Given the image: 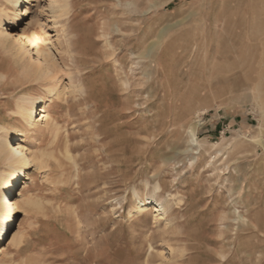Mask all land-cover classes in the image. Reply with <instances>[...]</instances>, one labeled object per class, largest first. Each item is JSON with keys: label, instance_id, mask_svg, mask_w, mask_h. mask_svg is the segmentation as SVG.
Returning <instances> with one entry per match:
<instances>
[{"label": "rangeland", "instance_id": "1", "mask_svg": "<svg viewBox=\"0 0 264 264\" xmlns=\"http://www.w3.org/2000/svg\"><path fill=\"white\" fill-rule=\"evenodd\" d=\"M49 1L22 4L16 27L0 0L2 43L37 15L56 69L17 82L0 42V137L25 130L26 95L54 119L25 132L46 163L16 191L34 204L0 264H264V0ZM156 186L168 213L137 212Z\"/></svg>", "mask_w": 264, "mask_h": 264}, {"label": "bare ground", "instance_id": "2", "mask_svg": "<svg viewBox=\"0 0 264 264\" xmlns=\"http://www.w3.org/2000/svg\"><path fill=\"white\" fill-rule=\"evenodd\" d=\"M9 1L13 6L14 14L12 17L8 16L7 19H11V21L17 27L23 15L21 9L22 4L26 2L28 3V1L30 2L33 0ZM59 2V0H50L48 3V7L53 10L54 14L56 13L55 15H62L64 14L62 12H64V10L67 11L68 9V0H63V4ZM1 22H3L2 18H0V23ZM36 24L37 15H34L28 22L29 30L25 28L23 30H19L15 34V45H12V43H9V45L7 46L4 45V43H2V39H4V41H7L8 43V34L4 33V31H0V42L2 43L3 48L6 50L5 52L7 54L13 55L14 58H17V60L21 61L20 70L23 80L17 79V82L20 83L24 80L33 82L39 80L47 81L49 79L51 80L52 77L54 78L56 70L55 65L53 64V62H51L49 54H47L39 46L40 38L36 30ZM32 51L37 55L36 60L32 56ZM26 59H28V61H26ZM51 91L52 89L48 88L49 94H51ZM44 101L45 97H33V95H26V97L22 98L19 101L16 111L25 124V130L2 127L3 134L0 137V158L8 164V170H5L0 174V182L2 185V191L0 193V209L2 211V213L0 214L1 247H3V245L5 244L6 238L10 236L12 226H14L16 223L18 212L21 209H25L26 206L34 204L32 199H16V191H18L20 187H25L27 180L31 177V170L33 169V167H41L46 163L44 154L40 155L34 152L28 153L25 150V146L22 144L26 139V131L30 129L36 130L40 122L48 124L54 121L53 116L49 112V110H47V108L45 107H42ZM38 107H42V110L40 112H38ZM39 116L40 118H38ZM58 130V126L55 125L53 127V131ZM66 155L69 159H73L68 149L66 150ZM115 159H117L119 163L123 161V158H121L120 156H117ZM157 191H159V186H156L153 195L147 197L145 201L142 200L139 195H137V212L143 214V212L149 209V206H154L155 212L158 216L160 215L163 217L168 213L170 208L169 200L166 198H160L159 195H157ZM20 195H24L22 190H20ZM18 252H20V249L18 250Z\"/></svg>", "mask_w": 264, "mask_h": 264}]
</instances>
